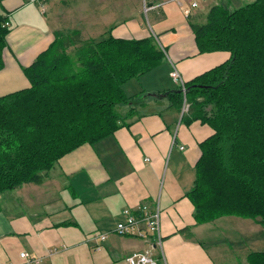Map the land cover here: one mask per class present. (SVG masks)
I'll return each mask as SVG.
<instances>
[{"label":"crops","instance_id":"0c3cea01","mask_svg":"<svg viewBox=\"0 0 264 264\" xmlns=\"http://www.w3.org/2000/svg\"><path fill=\"white\" fill-rule=\"evenodd\" d=\"M254 1L208 0L186 17L188 0H146L147 7L153 8L145 17L139 5L130 9V17L116 23L108 19L112 24L105 25L106 30L110 28L115 38L157 37L165 58L124 85L126 94L137 99L136 105L119 109L125 115L134 109L128 127L64 156L41 173V184L27 183L0 194V264H25L21 253L40 258V264H128L127 257L147 250L159 264H248L250 254L264 253V225L259 220L251 219L252 226L244 224V231L255 234L251 245L243 243L246 249L237 250L242 255L236 257L232 246L244 232L230 240L237 231H230L227 239L215 227L228 217L198 223L188 193L195 184L200 145L214 131L200 121H188L189 107L179 109L168 100L169 92L179 91L170 76L174 69L188 83L231 58L228 51L199 52L192 17L205 16L215 6L236 10ZM170 3L178 5L180 18ZM41 4L0 0V15L8 19L10 30L0 71V97L30 88L24 69L55 39L58 30L46 4ZM144 204L158 205L163 212L160 243L156 237L151 244L145 238L113 233L123 210ZM106 232L109 238L100 242L98 236Z\"/></svg>","mask_w":264,"mask_h":264},{"label":"trees","instance_id":"16d2710c","mask_svg":"<svg viewBox=\"0 0 264 264\" xmlns=\"http://www.w3.org/2000/svg\"><path fill=\"white\" fill-rule=\"evenodd\" d=\"M206 16L204 23L190 21L199 52L228 51L231 58L185 83V94L181 87L168 94L179 109L188 104V121L214 131L200 145L188 197L200 224L227 216L264 224V0L233 11L215 6ZM7 22L0 15V71ZM165 55L153 37L126 40L109 31L95 41L79 31L55 32L50 47L24 69L30 88L0 97V194L41 184V173L64 156L128 127L134 109L126 115L119 109L137 99L124 85ZM248 264H264V253L250 254Z\"/></svg>","mask_w":264,"mask_h":264},{"label":"rangeland","instance_id":"374dc122","mask_svg":"<svg viewBox=\"0 0 264 264\" xmlns=\"http://www.w3.org/2000/svg\"><path fill=\"white\" fill-rule=\"evenodd\" d=\"M146 3V0H45L44 2V4H46V12L50 16V20L58 32L64 35H70L74 31H79L83 40L93 39L95 41L107 37L108 32L112 31L110 28L106 30L107 28L105 25L112 24V21H108V19L116 23V21H121L124 18L130 17V9L138 7L139 5H141L142 15L145 17V15H147L148 6ZM170 4L174 8L177 17L180 18L183 13L178 5L174 3ZM206 17L207 16H204V14L198 15L195 16V18L192 17L191 21L194 23H204ZM155 31H158V29H155ZM156 38L153 36V39L156 40L160 49L164 50L163 46L157 40L158 38ZM75 50L76 47L73 46L68 48V52L73 56ZM136 82L138 81H133V83ZM138 84L139 86L141 85L139 82ZM227 217L229 220H218L215 227L222 232V237L227 239L231 233L230 231H237V236L229 238L230 240H234L238 235L239 238H241L239 231L241 230L244 232L240 242H235L232 246L233 252L231 254L236 257L242 255L237 254V250L243 252L246 249L245 246L251 245V238L255 233L252 230L244 231L243 228L245 223L249 222L252 226L254 221L235 216ZM238 219L244 221H239ZM257 237L259 238V235H257ZM243 243H245V246Z\"/></svg>","mask_w":264,"mask_h":264},{"label":"built area","instance_id":"2783aa9c","mask_svg":"<svg viewBox=\"0 0 264 264\" xmlns=\"http://www.w3.org/2000/svg\"><path fill=\"white\" fill-rule=\"evenodd\" d=\"M32 2H40L44 6L45 0H31ZM186 1V0H180ZM188 7L184 9V14L186 17H191L193 12L200 9L202 4L208 0H188ZM45 9V7H43ZM153 7H147V11L151 10ZM9 26V22L5 24ZM173 81L182 88L184 94L186 93V84L179 73L178 70L174 69L171 74ZM185 110L189 106L184 104ZM183 149V147H181ZM162 210L157 205L155 207L149 206L147 204L141 205L138 209H125L122 211L123 219L119 221L113 233L121 236H132V237H141L146 240L151 241L152 237H156L158 243H160V229L162 222ZM109 232L103 233L98 236L100 242H104L109 238ZM21 258L25 260V264H40L41 259L38 257L30 256L27 253H21ZM128 264H159L158 260L154 257L151 250H147L143 253H134L127 257L126 259ZM9 264V263H8Z\"/></svg>","mask_w":264,"mask_h":264},{"label":"bare ground","instance_id":"6f19581e","mask_svg":"<svg viewBox=\"0 0 264 264\" xmlns=\"http://www.w3.org/2000/svg\"><path fill=\"white\" fill-rule=\"evenodd\" d=\"M187 102V101H186ZM182 149V148H181Z\"/></svg>","mask_w":264,"mask_h":264}]
</instances>
